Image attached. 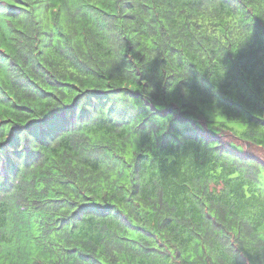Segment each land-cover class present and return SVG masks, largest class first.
I'll return each mask as SVG.
<instances>
[{
  "label": "trees",
  "instance_id": "16d2710c",
  "mask_svg": "<svg viewBox=\"0 0 264 264\" xmlns=\"http://www.w3.org/2000/svg\"><path fill=\"white\" fill-rule=\"evenodd\" d=\"M0 104V264H264V0H0Z\"/></svg>",
  "mask_w": 264,
  "mask_h": 264
},
{
  "label": "snow or ice",
  "instance_id": "6c2138e0",
  "mask_svg": "<svg viewBox=\"0 0 264 264\" xmlns=\"http://www.w3.org/2000/svg\"><path fill=\"white\" fill-rule=\"evenodd\" d=\"M17 4L19 3V0H16ZM7 101H5L6 103ZM0 107H2V104H0ZM51 113V112H49ZM49 113H47L42 119L38 120L36 123L41 125L40 127L34 129L33 131L29 132L27 130L25 131H22L23 133H25L24 135V139L23 141L21 140H17L16 144L14 147H12L13 151L15 150H23V148L25 147H31V143H32V140H38L41 132L47 128V127H50V126H54L56 121H50L48 122L47 124L44 123V119L45 117H47L49 115ZM29 137L32 138V140L29 139ZM8 139V137H3V138H0V166L3 165L4 163V160L7 156H10L11 153L7 152L6 149L8 148V145L5 143V141Z\"/></svg>",
  "mask_w": 264,
  "mask_h": 264
}]
</instances>
